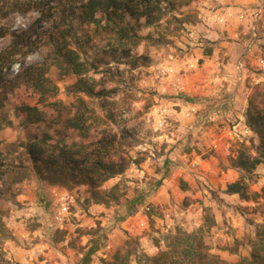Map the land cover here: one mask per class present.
Here are the masks:
<instances>
[{
  "label": "rangeland",
  "instance_id": "374dc122",
  "mask_svg": "<svg viewBox=\"0 0 264 264\" xmlns=\"http://www.w3.org/2000/svg\"><path fill=\"white\" fill-rule=\"evenodd\" d=\"M198 1L174 0L149 25L124 14L122 24L135 28L134 43L120 42L116 25L82 21L70 0L0 2L6 12L0 50L24 32L35 44L0 71L2 83L42 65L56 87L45 97L18 91L20 102L43 114L33 131L53 136L46 155H57V142L75 159H95V144L111 141L109 158L126 163L99 187H115L118 200L94 203L78 170L70 173V156L59 158L57 173H36L22 153L25 135L13 107L2 108L0 264H150L147 257L163 251L164 264H264V163L249 172L233 165L240 152L259 155L245 113L253 88L264 90V26L249 50L245 19L204 23ZM258 6L264 9V0L240 5ZM64 45L85 63L84 74L65 73L54 62ZM82 77L110 93L85 95L73 86ZM77 97L91 110L86 136L65 125ZM194 156L203 162L191 169ZM235 180L247 199L225 192ZM133 198L140 201L122 220Z\"/></svg>",
  "mask_w": 264,
  "mask_h": 264
},
{
  "label": "trees",
  "instance_id": "16d2710c",
  "mask_svg": "<svg viewBox=\"0 0 264 264\" xmlns=\"http://www.w3.org/2000/svg\"><path fill=\"white\" fill-rule=\"evenodd\" d=\"M4 1V0H0ZM76 2L78 6V17L84 22H93L99 24L103 20L105 27H112L116 25L118 40L125 43L127 40H131L133 43L136 41L135 28L131 24H122V16L128 14L133 17L136 22L141 17H144V24L149 25L154 21L160 19L164 14L167 7L171 9L174 7V0H70ZM167 6V7H166ZM0 7V16L6 14ZM103 15V18H100ZM5 33V29L0 26V37ZM255 46V44L253 45ZM35 44L31 40V34L24 32L21 34H14L11 43L0 50V71L4 67H10L17 61L16 55L25 56L29 53ZM247 47V46H246ZM59 65L63 64L65 73H72L74 75L84 74L88 68L84 62H82L77 53L68 48L66 45L59 46L54 53V62ZM45 66L29 67L27 71L20 72L14 80H10L7 83H2V76L0 75V110L2 108L12 106L15 116L19 120L25 140L20 146L23 147L22 153L25 155V159L29 162L32 168L35 169L39 175L46 171L48 173H57V165L59 158L72 154L67 148H56L58 143H54L52 146L53 152L57 149V155H46L47 144L53 143V136L47 133H43L38 136L33 128L40 126L44 122V117L41 111L36 106H30L19 101V89L20 87H26L27 89L39 94L40 97H45L47 92H51V95L55 93L56 87L49 86V80L45 75ZM74 87L80 92H83L87 96L99 97L103 99L110 93L104 86H98L94 83L92 78H79L74 84ZM104 105V103H103ZM74 109L71 112V116L66 118L65 125L68 128L78 130L80 134L87 135V126L85 125L91 111L85 100L82 97H77L73 102ZM246 123L251 127L256 135L259 137V144L256 145V149L259 152L258 156H251L245 152L237 154L233 160V165L239 169L249 172L253 170L257 164L264 163V90L255 86L251 91L248 104L245 113ZM111 141H98L96 145L95 159L84 158L89 162L88 165L75 159L72 155L70 161H72V170L70 173L74 175V172L78 170L80 182H84L89 186L90 198L94 203L107 204L109 201H117V190L112 187L110 190H101L99 187L101 182L120 173L126 163H114L108 155L109 145ZM78 151V150H77ZM80 151V150H79ZM82 163L84 166L78 168V165ZM3 163L0 157V167H3ZM76 173V172H75ZM185 187V186H184ZM264 194V187H262ZM225 192L227 194H237L241 199H247L248 194L240 180H235L229 183ZM138 199H131L125 210H122L121 219L124 220L134 209L138 203ZM93 250H90L86 257H88ZM167 251L159 252L155 256L147 257L150 264H164L166 263Z\"/></svg>",
  "mask_w": 264,
  "mask_h": 264
},
{
  "label": "crops",
  "instance_id": "0c3cea01",
  "mask_svg": "<svg viewBox=\"0 0 264 264\" xmlns=\"http://www.w3.org/2000/svg\"><path fill=\"white\" fill-rule=\"evenodd\" d=\"M253 3H256V0H199L198 4L201 11L199 17L202 18V22L211 23V25H216V27L224 23L226 24V21L229 19H235L237 20V24H239L244 21L238 20L239 13L243 11L240 5L249 7ZM227 4L230 5L228 6ZM235 5L237 7H234ZM216 15L222 17L223 20L221 22L214 20V16Z\"/></svg>",
  "mask_w": 264,
  "mask_h": 264
},
{
  "label": "built area",
  "instance_id": "2783aa9c",
  "mask_svg": "<svg viewBox=\"0 0 264 264\" xmlns=\"http://www.w3.org/2000/svg\"><path fill=\"white\" fill-rule=\"evenodd\" d=\"M243 10L241 13H239L238 15V20L242 21V20H246L247 23V32L246 34L249 35L248 38V42L247 44L245 43V45H247V48L250 50L252 44H254V39L256 38V30L259 26H264V9L262 6H258L257 8H253L251 11L250 10ZM214 20L217 21H222L223 18L219 17L218 15L214 16ZM198 62V59H194L193 62L191 63V65H196ZM262 65L264 66V60H262ZM177 84L174 82V85ZM179 85L177 84V86H174L175 89L178 87ZM247 131V130H245ZM202 159L199 156H194L189 160V166L191 169H195L198 166H200L202 164Z\"/></svg>",
  "mask_w": 264,
  "mask_h": 264
}]
</instances>
